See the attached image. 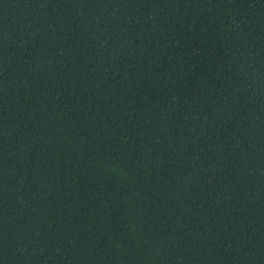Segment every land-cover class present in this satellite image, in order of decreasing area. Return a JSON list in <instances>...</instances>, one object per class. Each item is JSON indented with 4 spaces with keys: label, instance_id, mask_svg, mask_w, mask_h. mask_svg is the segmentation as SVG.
I'll list each match as a JSON object with an SVG mask.
<instances>
[{
    "label": "trees",
    "instance_id": "1",
    "mask_svg": "<svg viewBox=\"0 0 264 264\" xmlns=\"http://www.w3.org/2000/svg\"><path fill=\"white\" fill-rule=\"evenodd\" d=\"M0 264H264V0H0Z\"/></svg>",
    "mask_w": 264,
    "mask_h": 264
}]
</instances>
